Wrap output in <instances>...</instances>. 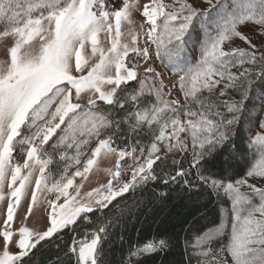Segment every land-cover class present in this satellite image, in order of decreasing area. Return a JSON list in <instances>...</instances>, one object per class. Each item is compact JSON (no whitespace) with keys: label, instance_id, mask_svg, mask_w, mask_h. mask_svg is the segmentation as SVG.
Wrapping results in <instances>:
<instances>
[{"label":"snow or ice","instance_id":"6c2138e0","mask_svg":"<svg viewBox=\"0 0 264 264\" xmlns=\"http://www.w3.org/2000/svg\"><path fill=\"white\" fill-rule=\"evenodd\" d=\"M0 44V264H32L38 245L78 218L104 217L149 183L190 189L189 176L229 205L217 226L184 238L196 264H264V0H149L142 10L139 0H0ZM102 156H115V169L81 196L74 181ZM245 157L250 166L234 178ZM38 204L48 222L40 230L29 226ZM98 221L71 238L69 261L107 264L119 217ZM172 246L146 240L121 264Z\"/></svg>","mask_w":264,"mask_h":264},{"label":"trees","instance_id":"16d2710c","mask_svg":"<svg viewBox=\"0 0 264 264\" xmlns=\"http://www.w3.org/2000/svg\"><path fill=\"white\" fill-rule=\"evenodd\" d=\"M119 143L123 146L126 141L121 137ZM175 159L183 160V156L178 154ZM183 166L187 170L186 161ZM173 167L178 168L179 164L173 166L170 159L167 170L173 171ZM236 171V177L242 176L241 166L238 165ZM188 179L193 184L190 189L165 186L160 182L149 183L134 194L118 198V207H113L117 204V201H113V205L109 206L111 211L105 209L104 217H100L99 212L90 213L91 223L78 218L75 225L63 230L50 242H41L42 246L38 245L37 250H34L32 264H74V258L69 261L65 256L71 238H84L86 231L98 226V218L104 220L109 217H119V223L114 226L110 240L104 245L107 264H121V258L126 256L131 246L160 236L171 238L173 246L166 252L146 256L144 264H189L184 238L217 225L220 215L217 197L210 194L193 176ZM162 191L167 195L161 197L159 194ZM121 207L125 208L123 214L120 212Z\"/></svg>","mask_w":264,"mask_h":264},{"label":"rangeland","instance_id":"374dc122","mask_svg":"<svg viewBox=\"0 0 264 264\" xmlns=\"http://www.w3.org/2000/svg\"><path fill=\"white\" fill-rule=\"evenodd\" d=\"M148 2H149V0H139V3L141 4V10H142V4L143 3H148ZM142 19L143 18L140 16L139 12H134V14H133L134 23H133V26H132L133 33H138L140 31L139 21H141ZM101 39L103 40V36L101 37ZM122 40L124 42L131 43V36L130 35H126L125 37H122ZM104 46L108 47L110 45L107 44V41H104ZM138 46L141 47V48H143L145 46L143 40H139L138 41ZM90 54L91 53H90V49H89V55ZM3 58H4V50H3L2 44H0V60H2ZM96 59L97 58L94 57L92 60L89 61V63H93ZM143 67H144V62L141 61V71L143 70ZM155 67L157 68V71H161V72L163 71V66L160 64L159 61H156ZM164 81H165L166 85L170 86L171 81L169 80L167 75L164 77ZM105 87H110V86H105ZM82 95H86V94H82ZM171 98H174V97H171ZM99 103L102 104V102H99ZM104 107H109V106L105 105ZM242 124H244L243 120H242ZM62 127H63V125H62ZM58 132H59V130H58ZM56 139H57V137L54 136L52 138V140L49 141V144L45 145V147L48 148L49 151H52V149L50 148V145ZM64 150L65 149L63 147H61V148H59V149H57L56 151L53 152V156H52L53 163L49 165V168L51 167V169L53 170V178H58V177L55 176L56 166H57V164H62V161H60L59 152L60 151H64ZM67 151H69L70 153H73V150H71V149H68ZM19 153H20V149H19V147H17L16 153H14V155H19ZM250 162H251L250 158L249 157H245V159L238 164L243 169V173L246 171L247 167L250 166ZM121 163L123 164V162H121ZM109 169H112V170L115 169V156L108 157V158H105V157L102 156L98 160L97 165H95L93 167V169L89 172L88 178L86 180H83L82 183H81L82 178H77L74 181V186L76 184H81L80 192H81V196H83L84 194L90 192L92 189L99 187L100 184L107 182V180L109 179L108 174H107ZM129 175H130V173H129ZM242 176H243V174H242ZM242 176H239V177L237 176V177H234V178H241ZM69 191L72 192V189H69ZM5 192H7V189H5ZM43 195H46V194H42V197H41L42 199H43ZM28 199L30 200V196L28 197ZM222 201H223V198L221 197V199L218 200V210H219V215H220L218 224H219V222L221 220V211H222V209H227L229 207L227 202H222ZM1 203L3 205L2 207H6V202H1ZM24 206H25V202L21 201V207H24ZM33 211L35 213V217L34 218H30L29 226L30 227H34L37 230L46 228L48 222H47V215L43 211V206L38 204L34 208ZM217 225H215V226H217ZM215 226L210 227L209 229H212ZM209 229H207L206 231H208ZM192 236L189 239H191ZM188 254H189V257H191V264H196V257L193 255L191 249H188Z\"/></svg>","mask_w":264,"mask_h":264},{"label":"crops","instance_id":"0c3cea01","mask_svg":"<svg viewBox=\"0 0 264 264\" xmlns=\"http://www.w3.org/2000/svg\"><path fill=\"white\" fill-rule=\"evenodd\" d=\"M22 202H24V200H22ZM3 205H2V203L0 202V207H2Z\"/></svg>","mask_w":264,"mask_h":264}]
</instances>
